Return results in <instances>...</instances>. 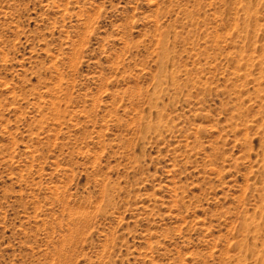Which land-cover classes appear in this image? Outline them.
<instances>
[{"label":"rangeland","instance_id":"obj_1","mask_svg":"<svg viewBox=\"0 0 264 264\" xmlns=\"http://www.w3.org/2000/svg\"><path fill=\"white\" fill-rule=\"evenodd\" d=\"M0 264H264V0H0Z\"/></svg>","mask_w":264,"mask_h":264},{"label":"bare ground","instance_id":"obj_2","mask_svg":"<svg viewBox=\"0 0 264 264\" xmlns=\"http://www.w3.org/2000/svg\"><path fill=\"white\" fill-rule=\"evenodd\" d=\"M163 43V42H162ZM167 44V43H166ZM168 45H170V44H168ZM165 47V46H164ZM168 48V47H167ZM164 50V52H165V48L163 49ZM166 51H167V49H166ZM166 54H167V52H165ZM164 53V54H165ZM163 54V53H162ZM165 54V55H166ZM167 56V55H166ZM164 58V57H163ZM166 58H168V57H166ZM165 58V59H166ZM165 61V60H164ZM167 61V60H166ZM162 68V67H161ZM162 74V73H161ZM169 74V73H168ZM170 75V74H169ZM155 98V97H154ZM159 113V112H158ZM157 113V114H158ZM155 115V116H157V118L155 119V121L158 119V115ZM155 125V124H154ZM145 129V128H144ZM143 129V130H144ZM247 218V217H246ZM250 219V218H249ZM257 222H255V223H253L252 222V220H248V219H244L243 221H242V226L244 227V229L246 230H248L249 232L251 231V230H253L254 229V226H257V224H256ZM256 224V225H255ZM248 231H247V233H248ZM246 235H249V234H246ZM252 236V235H251ZM244 245H245V253H244V255L245 256H252V252H253V242H252V240L248 237V238H246L245 240H244V243H243ZM244 257V256H243Z\"/></svg>","mask_w":264,"mask_h":264}]
</instances>
